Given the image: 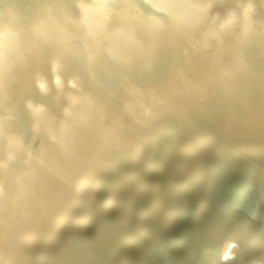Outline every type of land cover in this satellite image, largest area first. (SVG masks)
Masks as SVG:
<instances>
[{
	"label": "bare ground",
	"instance_id": "1",
	"mask_svg": "<svg viewBox=\"0 0 264 264\" xmlns=\"http://www.w3.org/2000/svg\"><path fill=\"white\" fill-rule=\"evenodd\" d=\"M132 1V6H137L141 13L140 4L144 10L149 6L163 12L168 16L165 27L150 19L140 23L145 17L128 6L126 11L133 13L139 25L144 26L143 33L132 29L126 33L127 38L124 34L111 37L113 43L105 40L104 47L68 46L83 69L72 67L60 78L61 70L56 65L57 74L53 72V76L42 63L40 72L38 68H26L28 63H33L28 56L25 70L12 64L11 74H15L5 87L23 96L17 90L23 85V69L35 87L30 95H36L37 99L35 102L29 95L24 107L32 128L25 127L28 133L25 149L32 142L31 134L35 133L37 139L33 148L30 147L32 153L23 152L16 160L22 134L11 132L0 136V175L7 179L0 181V205L5 207L0 209V264H264V201L246 224L227 228L221 220L205 225L200 216L186 228L190 221L186 209L178 205L181 198L171 187L175 184L173 178L166 177V170L172 167L174 173L177 171L189 182L193 155L183 156L190 151L192 143L194 150L199 148L192 160L197 162V167L202 160L208 161V146L199 147L196 142L202 136H197L196 126L203 129H199L201 133L214 126L211 144L219 151L211 159L228 161L229 167L240 168L250 178L260 175L264 199V8H254L253 12L255 2L242 0L241 8L249 2L253 4L247 5L246 12L241 13L243 17L236 18L234 10L224 5L223 0L209 4L200 0L201 6L194 9L189 0ZM44 2L0 0V18H4L0 19V77L10 65L13 42L21 36L33 34L30 36L37 44L33 50L36 55L44 51L54 58L56 54H67L68 47H52L56 44L50 41L53 40L50 34L57 32V28L49 29L46 19L39 20ZM19 9H24L23 15L18 13ZM28 10L30 14L26 15ZM205 16L211 17L207 24L203 21ZM184 26L190 30L186 31ZM181 37L189 42L187 50L181 48L183 44L179 45ZM100 58L103 61L96 66L88 64ZM55 63L53 60L52 64ZM33 72L39 73L38 76L34 77ZM3 92L0 82V95ZM90 96L104 102H97L96 108ZM107 97H111L110 104L106 103L110 101ZM39 101L52 103L56 115L48 114L50 106ZM103 117L106 120L100 121ZM175 119L181 120V125ZM160 127H168V133L154 138ZM205 139L210 143L208 136ZM146 140L145 150L132 159L129 149H139ZM242 142H253L250 147L258 156L237 155L228 145ZM111 158L116 160V165L108 173V179H101L95 187L99 194L105 193L104 199L100 196L96 203L89 188H81L102 178L103 167ZM257 168L263 171L257 173ZM192 169L194 175L203 171L200 167ZM201 177H196L199 182L195 185L184 184L191 186L190 190L193 188L186 191L188 201L195 197L197 189L200 190L197 194L205 193L204 181L209 188L217 186L214 194L218 200L244 198L246 201L251 197L245 179L241 183L229 175L218 180L214 176L201 181ZM160 185H164V190H158ZM109 196L112 202L102 203ZM79 199L87 211L96 212V217L87 214L81 220L83 215L79 216V224H84L76 228L68 215L66 225L58 227L57 219L67 214ZM199 204L206 207L209 203L201 199ZM93 218L96 224L91 223ZM176 218L180 219L171 221ZM149 221H152L150 229L142 236ZM45 233L48 237L45 245L41 243L42 251L39 250L41 254L35 262L38 252H34V247L39 248V238ZM177 236L186 248L162 251L163 240L176 243ZM206 237L211 246L200 251V246L207 244ZM188 251H192L193 260L183 263ZM146 253L149 256L144 259ZM161 254L159 260H153ZM41 258L44 260L40 261Z\"/></svg>",
	"mask_w": 264,
	"mask_h": 264
},
{
	"label": "water",
	"instance_id": "2",
	"mask_svg": "<svg viewBox=\"0 0 264 264\" xmlns=\"http://www.w3.org/2000/svg\"><path fill=\"white\" fill-rule=\"evenodd\" d=\"M122 0H46V2H44L43 5V14L40 17V21L43 22L44 19H46L45 23L47 25V27L49 29H54L57 28V32H54L52 34H50L51 38L53 40H50L51 42L55 43L56 45H53L52 47L56 48H63V47H68L71 45H76V44H82L84 46H90L92 44V46H95L96 48L98 46H102L106 41H109L111 43H113L112 41H110L111 37H116L118 35H124L126 36V33H128L129 31H134L132 29H136L139 30L140 32L143 33V28L144 26H140V23H144V22H148V20H152L155 21L157 23H159V25H161V27H165V21L168 22V16L164 15L163 12H159L157 11L155 8H149L146 7V9L144 10V6L143 4H140V6L142 7V13L138 11L137 6H132L133 5V1L131 0V3H129L128 0H123L124 3H121ZM215 1L217 0H202L203 4L204 3H215ZM222 1V0H221ZM249 1V0H248ZM254 1V5L251 9V11L254 12V8L260 7V8H264V0H252ZM143 2V1H142ZM190 5L193 6L192 9H194L196 6H201L200 5V0L196 1V0H189ZM223 2H225L226 4L224 5H229V7H231L236 15V18H239L240 16L243 17L244 12H246L249 4H253V3H248L246 4L245 8H241V5H243V1L242 0H223ZM231 2H233V6H231ZM197 3V5H196ZM222 3V2H221ZM138 4V2H137ZM145 4V3H144ZM207 5V4H206ZM130 6L132 11H135L136 13H140L141 16H144L145 18H141L140 23L137 19V17L133 14L130 13L127 10V7ZM30 7V5H29ZM31 8V7H30ZM81 8V9H79ZM216 8V7H215ZM124 10V11H121ZM223 10V9H221ZM264 10V9H263ZM18 13L20 15L24 14V9H19ZM30 14V10H28V12H26V15ZM241 13H243L241 15ZM1 14V13H0ZM239 16V17H238ZM251 16V14H250ZM255 16V15H254ZM264 16V13H263ZM123 17H126L125 19H122ZM211 18V17H210ZM210 18L208 19V16H205L203 18V21H205V24H207V21L210 20ZM253 18V16H251V19ZM1 20L3 18V16H1L0 18ZM30 19V16H29ZM28 19V20H29ZM2 20V21H3ZM254 21H257L255 18L253 19ZM197 23L200 25L201 22L200 20L197 21ZM18 28V26H17ZM184 28L186 29V27L184 26ZM189 28L186 29V31H188ZM190 30V29H189ZM201 29L197 30L196 34L198 35L199 31ZM140 32H138L139 34V38H141V34ZM27 33V32H26ZM13 33H11L12 36ZM33 37V34H30ZM30 35H24L21 36L19 38H17L16 43L13 42V46L11 48L10 53L9 54V58H11L9 61L10 65H7L8 70H6V72L0 77V82H1V87L4 90V92L2 93V95H0V124L3 126H1V130H0V136H6V133H16L19 136L20 132L22 134L21 137V147L17 150L18 155H16V160L20 159L22 156L21 154L23 152H31L32 153V148H33V142L35 139H37L35 133H32V142L31 144L25 149V140H27L28 138V133L26 130V126L30 127V123L26 118V114L24 111V107L26 102H28L29 99V95L32 93H34V85L33 83H31V78L30 80H28L27 74L26 76L23 74V69H22V74L20 72V74L22 75V78L25 79L23 82L22 79V83L23 85L21 86V89H17V90H21L22 93H24L23 96H21L19 93H13V92H9V89H7L5 86L8 84V80L9 78L14 75L15 73L11 72L13 71L14 67H12V64H17V67H22L24 68V70L26 68H31L34 70V68H38V72H40L41 66L44 64L46 65L50 70H51V75L53 76V72L55 73V65L57 67H59L58 74H60V78H62L64 71H68L70 70V68L72 69V67L74 69H83L80 67V65H82V63L80 62V60L76 61V57L74 56V54H72L71 52V48H67L68 52L67 54L64 56L62 53L61 54H56V57H52L50 54L46 53L45 51L43 53H39V54H35L34 53V48L36 47V43L33 40V38ZM20 36V35H19ZM49 36V39H50ZM55 37H58V39H56ZM28 38V40H27ZM127 38V36H126ZM186 39V38H185ZM184 38H180L179 40L181 41V43H179V45L183 44V46L181 47L183 50H187L189 48V42L185 41ZM106 40V41H105ZM123 42V41H121ZM187 42V43H186ZM130 45H132V43H134V41L129 42ZM201 44V43H200ZM107 45V44H106ZM15 47V50H14ZM104 47V46H102ZM108 48V47H107ZM173 50V47H170ZM66 49V50H67ZM14 50V51H13ZM87 50L89 51V49L87 48ZM13 51V52H12ZM25 52H26V56H25ZM33 53V55H31ZM5 54V53H4ZM71 54V55H70ZM28 56L29 61L32 60V62H30V64L28 63L27 67L25 68V59H27L26 57ZM7 57V58H8ZM63 58H65L64 60H62ZM154 58V57H153ZM103 58H100L98 60H96L93 63H88L90 66H96L97 63H101L103 60H101ZM56 61V63L53 65L52 61ZM98 61V62H97ZM42 63V65H41ZM37 64H39V66H37ZM127 64V63H125ZM113 65L119 66V64L114 63ZM124 65V64H121ZM61 66V69H60ZM86 68L89 71L95 72L94 69H92V67H87ZM90 68V69H89ZM8 72V73H7ZM154 72V71H153ZM25 73V72H24ZM35 72H33L34 74ZM39 73H35L34 77H37ZM57 74V73H55ZM45 76V75H43ZM32 77V76H31ZM74 76H68V78H73ZM53 77H50V81L52 82ZM63 80V82H66L67 80L65 79H61ZM75 87H77V84H74ZM5 87V88H4ZM12 90V89H11ZM9 93V94H8ZM31 96V95H30ZM36 96V95H35ZM35 96H31V98L37 102V99H35ZM92 96H90L91 98ZM94 97L91 98V103L94 105H96L97 107V102H104V101H97L95 98V100L93 99ZM109 100L111 97H107ZM31 99V100H32ZM94 101V103H93ZM112 100L107 101V104H110ZM39 104L45 105V106H50L48 107V114L51 115H56V113H54V111L52 110L53 104L52 103H44L43 101H39ZM114 110V109H113ZM97 111H99L97 109ZM115 111L117 112V109H115ZM4 115H3V114ZM44 115V114H43ZM104 115H106L104 113ZM17 116V119L15 118ZM6 117V118H5ZM106 117H103L100 121H102L103 119H105ZM3 119V121H2ZM5 119V120H4ZM16 120H19L20 123L19 125H17ZM106 120V119H105ZM104 120V121H105ZM8 121V123L6 122ZM175 121H178L177 119H175ZM181 121V120H179ZM178 121V122H179ZM106 122V121H105ZM14 123V124H12ZM206 123V121L204 122ZM106 124L109 126V123L106 122ZM165 124H163L164 127ZM171 125V124H170ZM179 125L180 122H179ZM207 125H205L203 128H206ZM163 127L158 128V131L160 130V132L155 133V137H163L164 135H166L168 133V127H165L163 129ZM198 129V135L200 136V142L197 140V144H199V147L202 146H208L209 152L208 155H206L208 161H203L199 164V166L197 167V162H193V158L194 155H196V153H198L199 148H197L196 150H194L192 147L194 143L191 144V146L188 144V146H190V151H186V155H184L183 157L185 158H189L191 157V168H189L188 172L190 173V177L189 178V182H187L183 175L179 174L177 171H175V173L173 172V168L171 167L170 170H166V177L170 176L173 178L175 184L171 185V187H173L175 189V195L177 193L176 196H178L179 198H181L180 201V206H183V208L186 209V217H188V219L190 220L189 223H186V228L187 225H190V223L192 222H196L199 217L201 216V222L203 221L205 223V225H207L208 223L214 224V222H219L221 220H223V222H225V225L227 228L233 226V225H237V223H247L249 221H251L252 219L250 218V216L252 215H256L255 213L262 207V203L264 201V199L262 198V192L263 189L262 187H260V180H261V176H257L256 174L253 175V178H250L249 175L246 174L245 175L242 173L241 170H234L231 167L228 166V161H221V159H218L220 161H216L215 159H211L214 156V152L217 153V151H219L218 148H215V144H211L213 142L214 139V126L211 127L212 130H207L205 129L203 131V133H201V130H203L202 128H199L198 126H196ZM4 128V129H3ZM31 128V127H30ZM32 129V128H31ZM30 129V130H31ZM196 129V128H195ZM201 129V130H199ZM17 130V131H16ZM183 132V131H182ZM205 136H208L210 138V143L208 141H206ZM204 137V139H203ZM153 139V138H152ZM203 140V141H202ZM249 140V139H248ZM37 141V140H36ZM148 140H146L144 142V145H140L139 149H134L130 148L129 149V155L132 157V159H136L147 147ZM253 143V142H252ZM252 143H246V142H242L239 143L240 145L234 143V144H228L230 146V148L232 149V151H236L237 155H247L249 157H251V155H257L258 156V152L254 153L253 152V148H251V144ZM208 144V145H207ZM32 147V148H30ZM1 149V147H0ZM193 149V150H192ZM2 150V149H1ZM240 150V151H238ZM246 153H243L245 152ZM249 150V152L247 151ZM243 151V152H242ZM236 155V157H237ZM119 157V156H117ZM130 157V158H131ZM235 157V155H234ZM214 158V157H213ZM227 160H229L228 158H225ZM251 159V158H250ZM249 159V160H250ZM252 160V159H251ZM230 161V160H229ZM109 164L105 165L103 167V174H102V178H99L98 180L92 181L89 183V185L83 184V187L81 189H84L85 187H88L90 190V194L91 197L94 198L95 202L98 203L99 202V197L102 196V199H104L105 197V193H101L99 194L98 191L99 189H95V187L97 186V184H99V182L101 181V179H108L107 175L108 173L112 170L111 168L114 167V165H116V160L114 159H110ZM243 163V160H242ZM248 164V163H245ZM164 165V164H163ZM163 165L161 166V168L163 167ZM215 165V166H214ZM227 165V166H226ZM250 165V164H249ZM226 166V167H225ZM202 168L203 171L199 172V175H194L192 173V168H194V170ZM231 168V169H230ZM156 171H158V169H155ZM222 170L224 171V173H222ZM219 171V172H217ZM263 170L260 169L258 170V168L256 169L257 173H261ZM227 175L231 176L232 178H238L239 182H243V181H247L248 183V188L247 190H250V194L251 197L246 200L243 201L244 198H241L240 201H234L229 200V201H225L222 199H217V197L214 194V189H217V186L215 188H209V185H205L207 184V182L205 183L204 181V191L201 195L197 194L198 192H200L199 189H197L195 192V197L192 198V200L187 199V196L189 194H186V191L188 190L189 192H191L193 190V188L190 190L191 186H186L184 184H190L192 183L193 185L197 184L199 182L198 178L201 177V181L204 179L206 180L208 177L209 179L213 178L215 176V178L218 180L220 179L222 176L223 177H227ZM198 177V178H196ZM7 180L3 175H0V181L1 180ZM167 179V178H165ZM245 179V180H244ZM139 180V179H137ZM157 182L156 180H153V183ZM210 182V181H209ZM1 183V182H0ZM159 183V182H158ZM244 183V182H243ZM246 184V182H245ZM252 188H251V186ZM5 188L7 189L9 184L8 181H6L4 183ZM7 186V187H6ZM250 187V189H249ZM79 188V185H76V189ZM234 189H236V187H234ZM159 191L164 190V185H160L158 188ZM203 191V190H202ZM244 191V188L240 189V194ZM172 194V193H171ZM203 194L206 195V197L204 196L203 198ZM204 199V201L206 200L209 204L208 206L204 207V206H200L199 204V200ZM112 196H109L107 198V200H103V202L105 203H111L112 201ZM95 203V204H96ZM101 203V204H102ZM105 203L102 206V208L104 207ZM73 206V208L68 211L67 214L63 215V217H59V219H57V224H59L58 227L64 226L66 225L67 221L70 220V223H74L78 228L80 226H82L84 224V222H82L81 224H79L78 222V217L83 215V219L81 220H85L84 217H87V214H91L94 217H96V212H92V211H87L85 206H82L80 203V199L75 201L71 207ZM238 206V207H235ZM5 207H2V205H0V209H4ZM238 208V209H236ZM87 211V213H86ZM104 211V210H103ZM107 210H105L103 213H106ZM258 213V212H257ZM85 214V215H84ZM69 215V220H66V217ZM178 219L180 218H176L174 220H171L173 222H176ZM187 219V220H188ZM61 220H63V222H61ZM164 222V220H163ZM91 223H95L96 224V219L93 218ZM168 223V222H167ZM79 224V225H78ZM152 224V221L148 222L147 228L145 229V232L143 233L142 236H145V234L147 233L148 229H150V225ZM175 227H177L176 225H174ZM164 230L166 231V228H164ZM214 235V232L212 233ZM48 236L45 234H43L39 240H40V245L39 248L37 249L36 246L34 247V252L37 251L38 255L35 258V262L37 261L36 259L39 257V255L41 254V252L39 250L42 251L41 249V243L42 245H45L44 240L47 238ZM163 240V239H162ZM207 244H205L203 247L200 246L199 250H207V246H209L208 244L210 243L207 239V237L205 238ZM49 243V242H47ZM182 243V244H181ZM177 244V245H175ZM211 246V245H210ZM209 246V247H210ZM174 247L176 248V250H182L185 249L186 246L184 245V241H182L181 238H179L178 236L176 237V243H171L169 244L167 241L163 240V246H162V251L168 252L171 249H174ZM37 252L35 254H37ZM192 251H188L186 252V258H183V263L186 262H190V260H193V258L190 257ZM171 253V252H169ZM145 256H149V253L144 254V259ZM162 254L159 256H155L153 258V260H159L161 258ZM44 260V258H41L40 261ZM181 260V258H180ZM197 262V261H196Z\"/></svg>",
	"mask_w": 264,
	"mask_h": 264
}]
</instances>
